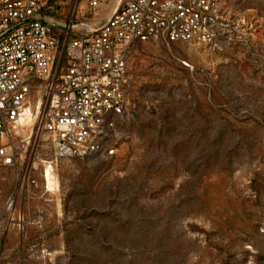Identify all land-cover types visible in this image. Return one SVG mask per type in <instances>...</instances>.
Masks as SVG:
<instances>
[{
    "label": "rangeland",
    "instance_id": "rangeland-1",
    "mask_svg": "<svg viewBox=\"0 0 264 264\" xmlns=\"http://www.w3.org/2000/svg\"><path fill=\"white\" fill-rule=\"evenodd\" d=\"M224 3L214 42L130 52L114 158L0 165V264H264V1Z\"/></svg>",
    "mask_w": 264,
    "mask_h": 264
},
{
    "label": "built area",
    "instance_id": "built-area-1",
    "mask_svg": "<svg viewBox=\"0 0 264 264\" xmlns=\"http://www.w3.org/2000/svg\"><path fill=\"white\" fill-rule=\"evenodd\" d=\"M224 2L0 0V165L17 169L23 143L56 159L114 158L129 112L130 52L214 42L226 24Z\"/></svg>",
    "mask_w": 264,
    "mask_h": 264
},
{
    "label": "bare ground",
    "instance_id": "bare-ground-1",
    "mask_svg": "<svg viewBox=\"0 0 264 264\" xmlns=\"http://www.w3.org/2000/svg\"><path fill=\"white\" fill-rule=\"evenodd\" d=\"M32 125H33V110L28 108L25 112L24 118L21 121V128L19 130V133L21 135H23L22 131L23 130L25 131V129H27L29 131V134H30ZM43 177L45 180L46 190L48 192H51L52 194H55L59 189V185H58L57 179L54 175L52 166H49V167L47 166L46 170L44 171Z\"/></svg>",
    "mask_w": 264,
    "mask_h": 264
}]
</instances>
